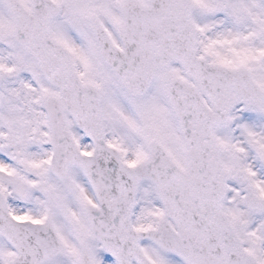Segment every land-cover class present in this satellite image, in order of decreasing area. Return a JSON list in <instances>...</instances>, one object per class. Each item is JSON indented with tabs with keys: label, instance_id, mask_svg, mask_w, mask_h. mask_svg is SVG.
<instances>
[{
	"label": "snow or ice",
	"instance_id": "obj_1",
	"mask_svg": "<svg viewBox=\"0 0 264 264\" xmlns=\"http://www.w3.org/2000/svg\"><path fill=\"white\" fill-rule=\"evenodd\" d=\"M0 264H264V0H0Z\"/></svg>",
	"mask_w": 264,
	"mask_h": 264
}]
</instances>
